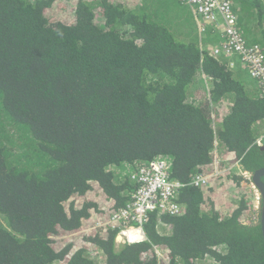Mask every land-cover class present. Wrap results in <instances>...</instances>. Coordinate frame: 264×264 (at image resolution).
I'll list each match as a JSON object with an SVG mask.
<instances>
[{
	"label": "trees",
	"instance_id": "obj_1",
	"mask_svg": "<svg viewBox=\"0 0 264 264\" xmlns=\"http://www.w3.org/2000/svg\"><path fill=\"white\" fill-rule=\"evenodd\" d=\"M55 1L0 0V264H164L155 247L170 264H264L250 192L190 184L217 158L264 167V95L234 56L201 49L222 33L200 34L185 0ZM233 3L264 47V0ZM160 157L185 211L151 212L144 241L117 244L108 221L136 184L115 168Z\"/></svg>",
	"mask_w": 264,
	"mask_h": 264
},
{
	"label": "built area",
	"instance_id": "obj_2",
	"mask_svg": "<svg viewBox=\"0 0 264 264\" xmlns=\"http://www.w3.org/2000/svg\"><path fill=\"white\" fill-rule=\"evenodd\" d=\"M185 2L192 11L200 34L211 28L221 32L224 37L219 44H201V49L209 50L214 56H239L250 76L257 80L261 95H264V47L260 43L247 42L233 0H185ZM255 144L264 147V126ZM236 166L239 164L224 162L223 158H217L211 173H196L190 184L204 189L212 186L213 178L217 177L225 179V184L229 182L237 187V184L227 176L230 172L242 175L253 187L252 200L255 202L253 217L258 220L262 201L260 191L253 183L251 173L246 170H234ZM115 169L131 178L136 184L126 206L108 221L110 226L117 230V244L144 241L146 239L144 225L151 212L157 211L159 215L184 213L185 206L179 201V196L180 189L187 185L171 176L170 158H154L136 165L125 164ZM155 248L159 259L163 260L164 264H170L166 252L158 247ZM100 254L103 256V253Z\"/></svg>",
	"mask_w": 264,
	"mask_h": 264
},
{
	"label": "rangeland",
	"instance_id": "obj_3",
	"mask_svg": "<svg viewBox=\"0 0 264 264\" xmlns=\"http://www.w3.org/2000/svg\"><path fill=\"white\" fill-rule=\"evenodd\" d=\"M76 1L77 0H56L55 1V11H58V9H60V8L63 9V7H65L66 12L73 13L75 5L77 3ZM250 39H251V37H250ZM252 79H254V78H252ZM205 85H206L205 87H207V90H209V84L206 83ZM202 86L203 85L199 84L198 88L195 90H200L202 88ZM198 96H199V98H202L200 93L197 94V97ZM225 185H226V188H225L226 195L224 197H225V201H227V202L231 201V199L234 197L238 198L239 189H240V191H243L244 189H246L250 192V196H254L253 187L251 184H248V187H247V184L245 182H243L238 189H237V187H238L237 185H236L237 187H235V184H231L229 182H227ZM254 205H255V202H253V208H254ZM91 255L94 256L97 263H99L102 260L101 259L102 255L100 253L92 252ZM200 263L201 264H215L216 261L214 260L213 257H207L206 259L201 260Z\"/></svg>",
	"mask_w": 264,
	"mask_h": 264
},
{
	"label": "water",
	"instance_id": "obj_4",
	"mask_svg": "<svg viewBox=\"0 0 264 264\" xmlns=\"http://www.w3.org/2000/svg\"><path fill=\"white\" fill-rule=\"evenodd\" d=\"M252 180L255 186L258 188L261 194V225H262V231H263V238H264V167L257 169L256 171L251 173Z\"/></svg>",
	"mask_w": 264,
	"mask_h": 264
},
{
	"label": "crops",
	"instance_id": "obj_5",
	"mask_svg": "<svg viewBox=\"0 0 264 264\" xmlns=\"http://www.w3.org/2000/svg\"><path fill=\"white\" fill-rule=\"evenodd\" d=\"M234 60H235V64L233 66H235L234 70L235 71H244L245 72V76L247 78V81L251 83V87H255L257 90H260L259 88V84L257 82V80L255 79H252L248 70L246 69V67L240 62L239 58L234 56ZM206 84V83H205ZM205 84H203L202 88L199 90L198 94L200 93V91L206 86ZM192 98H195L194 96H192ZM199 99H202V98H199ZM264 126V122L262 123L261 127H260V132H261V129L262 127ZM259 132V133H260ZM234 170H242L241 169V166H236L234 167Z\"/></svg>",
	"mask_w": 264,
	"mask_h": 264
},
{
	"label": "clouds",
	"instance_id": "obj_6",
	"mask_svg": "<svg viewBox=\"0 0 264 264\" xmlns=\"http://www.w3.org/2000/svg\"><path fill=\"white\" fill-rule=\"evenodd\" d=\"M250 43H252V42H250Z\"/></svg>",
	"mask_w": 264,
	"mask_h": 264
}]
</instances>
